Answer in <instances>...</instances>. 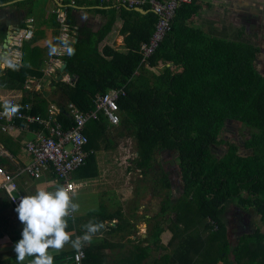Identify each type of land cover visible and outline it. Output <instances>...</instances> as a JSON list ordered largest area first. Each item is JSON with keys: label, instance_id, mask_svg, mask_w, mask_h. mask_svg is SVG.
<instances>
[{"label": "trees", "instance_id": "trees-1", "mask_svg": "<svg viewBox=\"0 0 264 264\" xmlns=\"http://www.w3.org/2000/svg\"><path fill=\"white\" fill-rule=\"evenodd\" d=\"M10 1L13 0H0V5ZM32 1L23 0L15 6ZM58 1L65 8L73 34L77 32L68 43L75 52L63 57L67 63L66 74L72 82L55 81V86L67 97L68 104L73 103L82 111H91L97 95L125 87L126 96L119 101L120 125L124 121L133 125L138 153L136 169L145 173L154 171L157 154L169 150L177 152L184 194L174 210H182L177 214V221L191 228L182 242V250L187 252L179 253L180 260L162 257L156 264H199L197 257L206 250L207 241L203 237L206 228L212 231L216 227L225 232L221 215L228 201L245 210L252 209L264 225V76L255 64L259 47L212 36L195 27L194 20L201 6L193 0L177 10L170 31L149 60V66L158 68L159 73H151L148 77L140 72L146 67L141 64L139 51L141 44L148 43L153 35L157 22L153 13L144 15L134 9L111 7L102 11L109 17L108 23L102 30L93 32L89 28L78 27L75 15L77 8L85 5L86 1L75 0L74 5L71 0ZM117 18L123 21L120 33L126 35L127 52L120 53L109 47L100 52L99 44ZM55 19L56 15L54 23ZM6 37V29L1 28L0 44ZM22 54V65L8 67L2 76L10 88L22 87L29 77H43L39 64L43 54L41 48L26 41ZM136 72L139 74L135 75ZM34 98L28 94L19 110H24V104L30 100L33 113L45 117L46 102L35 101ZM4 106L0 104V110H4ZM65 107L59 120L67 125ZM229 120L252 130L244 144L252 154L239 155L235 144H229L221 158L213 154L211 147L222 144L219 135ZM17 124L26 123L21 120ZM105 124L109 126L101 115L98 121L87 125L88 150H95ZM30 126L38 128L37 125ZM79 170L83 179L97 177L95 155H91ZM161 183L170 190L167 174H162ZM3 193L6 197L1 203L2 209L11 205ZM166 198L162 213H167L170 208L169 195ZM91 216L95 222L117 220L114 226L108 225L111 233L123 232L129 226V221L122 218L120 212ZM71 230L72 226H68L67 231ZM162 232L158 228L154 237L158 238ZM106 246L101 245L100 248ZM227 252L233 254L236 264H264V230L242 235L231 251L229 244L224 242L214 262L227 261ZM72 253L62 251L54 256V261L62 262ZM86 254L87 263L106 264L105 257L96 248L90 247ZM147 255V247L138 248L137 252L124 255L118 264H142Z\"/></svg>", "mask_w": 264, "mask_h": 264}, {"label": "rangeland", "instance_id": "rangeland-1", "mask_svg": "<svg viewBox=\"0 0 264 264\" xmlns=\"http://www.w3.org/2000/svg\"><path fill=\"white\" fill-rule=\"evenodd\" d=\"M20 1L23 2V0L10 1L13 3L3 8L11 9L14 14V29L23 24L29 26L32 35L28 41L31 45L43 41L45 36L43 65L40 68L47 70L51 66L52 58L58 57L64 63L63 57L58 53L66 52L60 49L61 46L69 48L68 43L63 42V38L71 39L73 32L71 28L64 31L57 18L59 9L63 10L60 7L62 3L57 0H33L26 5L15 6ZM198 3L201 4V10L193 25L207 34L258 46L260 53L255 64L259 73L264 76V0H230L229 2L203 0ZM218 11L221 14H218ZM54 15H56L55 23ZM47 32L49 38L45 35ZM52 46H55L57 51L50 54ZM1 48L4 51L3 44ZM142 72L148 77L151 76ZM58 74L60 71H55L41 80L40 86L42 91H46L45 96L41 93V89L40 92L28 91L29 97H35V101L46 102L44 106L46 112L53 105L62 109L69 102L62 90L55 86V81H59ZM29 102L33 103L30 100ZM251 133L252 130L245 125L229 120L219 135L222 144L213 145L211 150L217 158H221L227 152L228 145L235 144L239 155L248 156L252 151L245 149L244 144ZM134 135L133 125L126 121L117 127H109L105 124L94 148L97 177L83 179L81 170L72 175V180L75 183H82L83 187L73 195L74 202L80 207L74 214V222L69 218L68 225L72 226L69 232L75 239L76 236L84 234L85 224L94 221L92 214L111 215L120 212L122 218L129 221L130 227L128 226L123 232L111 233L108 225L114 226L117 220L104 222L105 227L93 236L92 243L84 246L86 250H90V247L96 248L105 257L106 264H118L124 255L137 252L140 247H149L148 255L142 264H156L162 257H174L180 260L179 253L183 255L187 252L185 249L182 250V242L191 228L188 229L184 223L177 221V214L182 210L177 212L174 210L184 194L183 175L178 166L177 152L169 150L157 154L154 162L156 170L145 173L136 169L138 153ZM12 163L15 164L13 172H17L23 165ZM164 173L169 178L170 190L162 186L161 179ZM22 176L32 183L27 175ZM54 178L51 175L47 176L49 181L55 180ZM43 180L44 178L37 182L41 183ZM57 185H60L58 181ZM32 187L35 191L43 188L36 185ZM47 190H55V187ZM168 195L170 208L167 213H162L161 209ZM5 197L3 190L0 189V207ZM221 220L225 225V232L217 230L216 227L212 231L206 228V232H203L207 244L203 255L197 257L200 260L199 264H236L231 252H227L229 254L227 261L214 262L219 250H222L223 243L227 242L231 251L237 246L242 235L264 230L260 216L255 211L245 210L231 201L226 203ZM22 228L18 214L11 205L0 208V264H17L13 249L21 239ZM158 228L163 232L156 238L154 235ZM101 245L108 247L100 248ZM63 251L71 252L74 249L69 245ZM59 253L53 252L52 255L57 256ZM30 259H26L24 264H30Z\"/></svg>", "mask_w": 264, "mask_h": 264}, {"label": "built area", "instance_id": "built-area-1", "mask_svg": "<svg viewBox=\"0 0 264 264\" xmlns=\"http://www.w3.org/2000/svg\"><path fill=\"white\" fill-rule=\"evenodd\" d=\"M74 2L75 0H71L72 5L75 4ZM192 2L193 0H100L102 5H111L118 10L122 7L129 10L142 9L156 16L157 22L152 37L148 43H142L140 46L141 64L145 66H149L150 58L170 31L177 10L182 5ZM57 18L63 30L68 31L70 25L66 22L65 10L59 9ZM10 34L6 57L16 67H20L23 62L22 47L31 37L32 31L27 25L12 30ZM72 40L73 36L71 39L63 38V42L66 44ZM60 49L66 51L58 53L60 56L64 57L68 54L67 46H61ZM50 62L51 66L45 71L46 75H51L60 69L63 63L58 57L52 58ZM138 74V72L135 73V75ZM63 80L70 84L72 82L68 75ZM30 84L27 81L25 83L28 90L31 88ZM125 96V87L111 89L105 94L97 95L94 100V109L87 112L82 111L73 103H69L64 108L65 114L68 116L67 125L59 120L62 109L55 105L48 109L45 117L34 114L33 104L30 102L24 104V110H19L14 115H3L4 110H0V130L2 132H9L14 128L16 122L21 120L25 121L27 125L38 126L36 137L25 145V150L32 160L17 173L9 172L0 165V189L6 193L14 210L18 206L20 198L24 196L20 192L18 182V177L23 174L33 180H39L46 173H52L60 185L70 186L73 194L83 187L82 183H75L72 180V175L85 166L89 157L95 154L93 149H87L89 144L86 134L87 125L91 121H98L103 115L110 127L119 126L121 123L119 101ZM70 219L72 218L70 217ZM86 259L87 254L83 247L81 252L74 250L64 261H54V264H88Z\"/></svg>", "mask_w": 264, "mask_h": 264}, {"label": "clouds", "instance_id": "clouds-1", "mask_svg": "<svg viewBox=\"0 0 264 264\" xmlns=\"http://www.w3.org/2000/svg\"><path fill=\"white\" fill-rule=\"evenodd\" d=\"M57 48L50 47V54ZM68 54L73 49H67ZM12 67L11 61L5 60L0 67ZM19 111L18 105H5L3 115H14ZM70 186L57 185L55 190L39 189L32 195L20 198L15 212L18 220L23 225L21 239L15 244L17 264H24L30 259V264H54L53 252L59 253L66 246H71L75 251L81 252L86 244H91L93 236L105 227L102 222L89 221L83 226L84 234L72 238V233L67 231L68 221L79 211V204L74 202Z\"/></svg>", "mask_w": 264, "mask_h": 264}, {"label": "crops", "instance_id": "crops-1", "mask_svg": "<svg viewBox=\"0 0 264 264\" xmlns=\"http://www.w3.org/2000/svg\"><path fill=\"white\" fill-rule=\"evenodd\" d=\"M83 1H86V4L78 7L77 10L75 11V15H76L77 22H78V27H86V28H89L90 30H92L93 32H98V31L102 30L109 21V17L107 16V14H105L102 11L109 9L112 6L111 5H102L100 3V0H83ZM199 1H203V0H198V2ZM225 1L229 2L230 0H225ZM235 1H237V0H235ZM198 4L201 6L200 3H198ZM5 6H7V5H1L0 6V29L1 28L6 29V32L8 34L9 32L11 33L12 30H14V28H13L14 14H12L11 9H8V8L4 9L3 7H5ZM112 8H114V7H112ZM214 10H216V9H214ZM217 13L221 14L220 11H218ZM122 26H123V21L120 18H117L116 21L114 22L112 28H111V31L100 42V44H99L100 52H102V50L105 47H109V48H111L117 52L124 53V54L127 52V48L125 45V36L126 35H123L120 33ZM17 28H15V29H17ZM45 35H46V37L49 38L48 32L45 33ZM74 35H77V32H74ZM209 35L214 36L215 34H209ZM4 41L2 42V44H4ZM43 41H46L45 36L43 37ZM43 41H39V42L33 44L32 46H37V47L41 48V50L43 52V48L45 46ZM27 42H30V41H27ZM2 44H0V55H1L0 64H4L5 60H8L7 57H5L4 59L2 58V54H3V51L1 48ZM42 63L43 62L40 61V63H39L40 66L43 65ZM145 67H146L145 68L146 70L144 71V73H148V74L149 73L150 74L151 73H155V74L159 73L158 68H154L152 66H145ZM7 69H8L7 66L0 67V104L10 105V106L11 105L20 106V104L23 102V99L28 96V94H29L28 91L32 90L30 92H40L39 91L41 89L40 82L44 77H46V74H45L46 69L40 68V71L43 73V77H41V78L29 77L26 80L27 83H31V88L29 90L26 88L25 84H23V86L19 87V88H10L8 86L7 81L5 79L2 80V76L5 75ZM57 71H60V69H58ZM141 74L146 75V74H143V72ZM59 75L60 74H58V77H59ZM64 77H65V75H64ZM143 84L146 87V83H143ZM41 93L44 94V96H45L46 91L45 90L42 91V89H41ZM37 131H38V128H36L34 126H30L27 124L18 125L17 122H16L14 128L11 129L9 132H2L0 130V157L3 158V159H0L2 161L1 165L3 167H5L9 172H13V168H14L15 164H13L12 162H15L17 164H23L22 167L20 168V169H22L27 163H29L32 160L30 155L25 150V145L27 142H29L30 140H32L36 137ZM6 144H7V147H6ZM3 156H6V157H3ZM17 172H13V173H17ZM50 175L53 176L52 173H46L44 175V177L41 178V179L44 178L43 182H41V183L37 182L41 179L33 180L32 178L29 177V179L32 180V183H30V181L23 178L22 175H21L22 177L19 176L18 182H19L20 192L23 195L35 194L36 191L32 187L35 185L38 187H43L44 189H49L50 187L52 188L53 186L56 187L58 180L54 178L55 180L49 181V179H47V176H50ZM140 248H143V247H140ZM147 248H149V247H147Z\"/></svg>", "mask_w": 264, "mask_h": 264}, {"label": "water", "instance_id": "water-1", "mask_svg": "<svg viewBox=\"0 0 264 264\" xmlns=\"http://www.w3.org/2000/svg\"><path fill=\"white\" fill-rule=\"evenodd\" d=\"M13 2H8V3H5V4H3V5H10V4H12ZM1 6V5H0ZM60 7L63 9V10H65V8L63 7V5L62 4H60ZM136 11H138V12H140L141 14H146L147 12L146 11H144V10H142V9H136ZM10 36H11V34H10V32L7 34V37H6V39H5V41H4V44H3V48H4V51H3V54H2V58L4 59L5 57H6V53H7V49H8V44H9V42H10ZM75 52V50H73V53ZM72 53V54H73ZM66 73H67V63L66 62H64L63 64H62V66L60 67V75H59V77H58V80L59 81H61V80H63L64 78V75H66Z\"/></svg>", "mask_w": 264, "mask_h": 264}]
</instances>
